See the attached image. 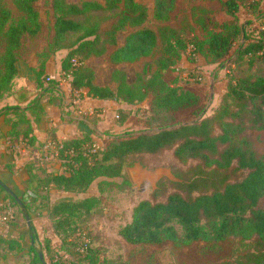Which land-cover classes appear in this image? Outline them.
Returning <instances> with one entry per match:
<instances>
[{
  "label": "trees",
  "instance_id": "obj_1",
  "mask_svg": "<svg viewBox=\"0 0 264 264\" xmlns=\"http://www.w3.org/2000/svg\"><path fill=\"white\" fill-rule=\"evenodd\" d=\"M36 1L11 0L13 12L0 0V100L11 93L24 38L36 36L41 30L39 13L34 6ZM152 1L153 18L161 22L169 20L177 0ZM242 2L256 7L259 27L253 37L245 38L246 43L231 54L243 25H219L206 8H200L195 16L205 34V38L200 39L187 18L178 26L162 24L156 29L145 26L147 8L136 0H104L103 4L51 0L54 35L47 45L48 53L43 55L45 58L33 69L37 92L24 107L8 104L0 107V120L6 127L5 132L0 128V138L9 144L21 140L34 146L36 139L31 122L40 120L45 104L62 106L59 81L67 77L70 93L84 91L86 96L95 99L136 104L150 94L152 101L144 119L148 129L157 130L128 134L101 132L93 117L81 116L91 126L90 133L61 142L64 150H72L66 155L61 152V170L38 172L34 164H26V178L22 180L24 190L19 202L1 186L0 202L8 201L23 219H30L31 202L39 203L47 210L52 233L60 240V250L67 251L66 243H69L75 246L85 264H106L104 259L99 260V249L92 246L91 236L81 226H88L93 215L100 212L99 197L90 195L51 203L49 192L84 193L95 181L99 191L105 186L122 188L127 183L123 179L126 167L172 150L179 163L197 161V164L187 165L180 177L169 181L171 191L162 201L145 199L134 205L130 221L119 227L118 235L129 244L149 245L164 241L177 245L203 241L215 246L229 239L247 241L249 249L228 264H264V208L257 206L264 195V153L257 152L253 143L242 135L246 129H264V74L255 77L226 74L225 92L214 116L177 126L173 123L174 113L199 107L200 98L190 90L170 85L162 76L163 71L183 55L193 60L191 55L198 53H203L211 63L222 62L232 55L235 56L231 63H264V8L258 7V0H224L222 11L233 17ZM116 10L114 20L106 28L102 27L104 22L100 19L91 23L77 19L89 12ZM126 27L133 30L125 37L123 45L110 54L111 63H132L152 57L156 51L158 54L152 60H144L142 75L132 83H128L121 69L111 71V85L94 83V75L85 60L102 56L108 46L116 44V34ZM71 35H76L74 41L62 45L61 42ZM60 49H65L66 53L60 61V79L54 80L44 73L45 62L50 53ZM117 112L121 114V124L130 115L122 108ZM90 134L105 140V145L92 152L94 139ZM3 167L12 170L9 164ZM229 170L242 171L244 176L229 181ZM117 178L121 182L114 181ZM153 193L160 195L157 190ZM11 223L17 227L15 221ZM29 223L27 234L34 240V227ZM0 240L8 251L22 250L18 237L1 235ZM46 244L49 250V242ZM28 250L32 253L30 264H45L31 243ZM48 264L66 263L58 252L50 256Z\"/></svg>",
  "mask_w": 264,
  "mask_h": 264
},
{
  "label": "rangeland",
  "instance_id": "obj_2",
  "mask_svg": "<svg viewBox=\"0 0 264 264\" xmlns=\"http://www.w3.org/2000/svg\"><path fill=\"white\" fill-rule=\"evenodd\" d=\"M5 5L14 12V7L11 0H3ZM71 3H80L82 1H92L103 4L104 0H68ZM138 3L144 5L148 11V17L145 26L156 29L162 24H169L178 26L181 20L187 18L188 22L193 26L194 33L200 38L204 39L205 34L200 26L196 23L195 16L198 15L200 8H206L210 14L216 19L219 25L237 23L242 24L241 32L236 38L233 51L239 45L246 43L245 38H251L255 35V30L259 27V21L256 20V7L247 3H240L238 10L234 16H229L222 11V2L224 0H177L175 8L170 15L169 20L161 22L153 18V1L152 0H136ZM259 8H264V0H258ZM36 10L39 13V20L41 30L36 36H26L22 42L19 50V57L21 64L24 60L31 62H40L45 57L43 55L48 53L47 45L52 41L54 30V15L51 5V0H37L34 3ZM121 7V5H119ZM89 12L84 17H77L78 20L84 23H91L95 20L104 22L102 27L106 28L114 20L117 12ZM133 29L126 27L124 30L116 34V44L108 46L106 52L102 56L90 57L85 60V65L92 71L94 75V83L98 85H111L110 73L112 70L121 69L125 72L128 83H132L135 79L142 75V63L144 60H152L154 56L138 60L132 63L114 64L109 60L110 54L118 47L122 46L125 37ZM76 35H71L61 42L62 45H69L74 41ZM49 54L46 61L53 64V61L66 53L65 49L58 50ZM63 51V52H62ZM230 58L227 57L224 61L219 63H211L210 59L203 53L189 56L183 55L174 65L166 68L163 73V79L173 86L190 90L200 98L199 107L195 109H187L174 113V125L187 124L200 119L201 117L214 116V111L218 102L225 92L226 74H231L237 77H255L264 74V63L255 61L248 65L246 61L237 64L231 63ZM229 58V59H228ZM151 69V68H150ZM113 85V84H112ZM71 94L72 97H71ZM70 95V96H69ZM65 95L63 107H61L62 114L71 112L79 113V117L89 115L80 105H76L74 101L78 99L77 93H69ZM80 97V96H79ZM76 107L69 104V99ZM81 99V98H80ZM79 100V99H78ZM152 96L148 94L146 98L136 104L126 103H109L108 106H102L99 113L103 117H98L101 121L99 126L102 131L110 132L112 134H128L130 132L140 131H154L157 129H148L145 122L146 114L149 112ZM125 109L130 112V116L124 123L121 124V114L117 109ZM68 112V113H67ZM98 111L96 112V114ZM119 114L120 119L117 115ZM78 116V115H76ZM101 131V132H102ZM254 145L259 153H264V129L253 130L246 129L243 134ZM45 142V141H44ZM105 140L96 136L94 142L99 147L105 145ZM18 144V140L9 144V149L6 147L5 153H0V160L11 162L12 156L15 155V169L11 175L0 177L7 187L19 198L22 194L20 190L19 171L25 168L27 163L34 164L39 168L38 172L46 169L48 171L61 170L60 162L48 161L41 163L39 155L41 153L40 147L37 151V156L32 157L30 152L27 153L23 147L11 146ZM11 153H6L8 152ZM13 162V161H12ZM197 161H188L185 165L179 163L172 154V150H166L157 157H147L143 163H134L128 166L123 171V179L127 182L122 185V188H108L104 187L98 190L97 181L84 193H64L51 190L49 192L50 202L58 199H72L79 200L85 196L94 195L99 197L100 212L93 215L88 226L82 227L88 231L92 238V246H97L99 249V260H105L106 264H228L231 263L236 256L249 249V242L238 240H224L215 246L203 241H196L186 245H177L169 241H164L159 244H129L123 241L118 235L120 226L130 221L131 209L138 202L149 199L152 202L162 201L166 195L171 191L170 180H175L180 177L186 170V166H193ZM23 171V170H22ZM244 173L242 171H228V180L233 181L242 178ZM116 182H121V179H115ZM6 182V183H5ZM158 191L155 195L153 192ZM26 197V195H23ZM28 200V199H27ZM257 206L264 208V195L259 199ZM31 214L29 222L34 227L36 238L32 239V247L36 251H41L43 261L45 264L49 263L50 256L59 252L62 260L66 264H85L81 257L77 254L75 246L66 243L67 251L59 249L60 240L54 236L51 230V220L48 218L45 207L41 208L39 203L31 202ZM15 221L17 227L11 223ZM30 224V223H29ZM177 231L179 227L175 225ZM2 236L18 237L22 242V250L19 252H11L6 249V245L0 242V264H30L32 253L28 250L31 243L27 234V220L20 218L16 212L15 207L7 202H0V238ZM1 241V240H0ZM49 242V250L47 248Z\"/></svg>",
  "mask_w": 264,
  "mask_h": 264
},
{
  "label": "crops",
  "instance_id": "obj_3",
  "mask_svg": "<svg viewBox=\"0 0 264 264\" xmlns=\"http://www.w3.org/2000/svg\"><path fill=\"white\" fill-rule=\"evenodd\" d=\"M59 52L56 51L55 54ZM63 52V51H62ZM65 53L60 56L57 61H53V64H49L48 60L51 59L53 55L45 62V69L44 73L51 79H60V61L63 58ZM38 62H31L30 60H24L21 64V59L17 63V76L13 80V86L11 89V93L5 96L3 99L0 100V107L8 104V105H19L24 107L28 100H30L37 92V88L35 85V75L34 70L37 68ZM59 87L63 95V101H65V95L68 96L70 93V85L69 79L62 78L59 81ZM78 94L77 92H74ZM81 93V94H80ZM78 95L77 101L75 99H69V102L74 101L76 105H80L84 108L85 111L89 113V115H85L84 117H93L96 121V126L98 131H102L101 127L99 126L100 120L98 117H103L102 113H99V107L108 106L109 103L117 104L119 102H114L110 100H100L95 99L89 96H86L84 91L80 92ZM70 96V95H69ZM81 98V99H80ZM63 105V104H62ZM74 107H76L73 104ZM61 107L59 104H45L43 114L40 116V120L37 123L31 122L33 134L35 136L36 142L34 146H24L23 150H26L27 153L30 152L32 157L37 156V151L40 145L47 140H58V141H69L75 140L80 138L85 133H90L91 126L89 125L88 121L82 117L76 116V113L71 112L68 114L61 113ZM121 106H119L120 108ZM98 113L96 114V112ZM92 112V113H91ZM130 116V115H129ZM128 116V117H129ZM127 117V118H128ZM126 118V119H127ZM126 121V120H125ZM124 121V122H125ZM123 122V123H124ZM0 128L3 132H5L6 127L3 126L2 121L0 120ZM91 138H96L95 135L90 134ZM21 140H18L20 142ZM6 147H9V143H6L5 139L0 138V153H5ZM9 149V148H8ZM6 153H9L6 152ZM11 154V153H9ZM15 158V155H9ZM11 160V162L2 161L0 160V177H4L5 175H11L15 169V159ZM13 161V162H12ZM55 163L60 162L54 161ZM9 164L12 166V170L8 171L4 169L3 165ZM30 164V163H27ZM26 166V165H25ZM23 170V171H22ZM46 172H49L46 169H43ZM60 171V170H59ZM20 177V190H24L22 186V180L26 178V168L21 169L19 171ZM6 183V182H5ZM54 235V234H53ZM55 236V235H54Z\"/></svg>",
  "mask_w": 264,
  "mask_h": 264
},
{
  "label": "built area",
  "instance_id": "obj_4",
  "mask_svg": "<svg viewBox=\"0 0 264 264\" xmlns=\"http://www.w3.org/2000/svg\"><path fill=\"white\" fill-rule=\"evenodd\" d=\"M79 113L76 112V115L79 116ZM18 144L21 145V147H23V148H24V146H27L24 143V141H20ZM18 144L14 143L11 146H18ZM98 148H99L98 144L92 143V146H91L92 152ZM40 150H41V153L39 155V160L41 161V163H46L49 160L50 161L51 160L52 161H58V160L60 161L61 152L63 153V155H66V154L72 152V150H69V151L64 150V147H63V144L61 143V141L53 140V139L43 142L41 147H40Z\"/></svg>",
  "mask_w": 264,
  "mask_h": 264
},
{
  "label": "water",
  "instance_id": "obj_5",
  "mask_svg": "<svg viewBox=\"0 0 264 264\" xmlns=\"http://www.w3.org/2000/svg\"><path fill=\"white\" fill-rule=\"evenodd\" d=\"M0 186L12 197L14 198L17 202H19V198L14 194V192H12V190L7 187L2 181H0ZM26 220H27V226L29 227V220H28V217H26ZM31 240V244H32V238L30 239ZM38 254V257L40 260L43 261V257H42V253L41 251H38L37 252Z\"/></svg>",
  "mask_w": 264,
  "mask_h": 264
}]
</instances>
